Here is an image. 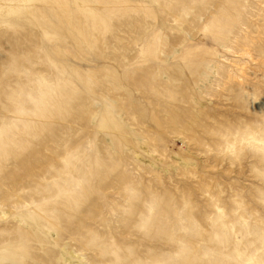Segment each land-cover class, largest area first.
Masks as SVG:
<instances>
[{"label": "rangeland", "instance_id": "1", "mask_svg": "<svg viewBox=\"0 0 264 264\" xmlns=\"http://www.w3.org/2000/svg\"><path fill=\"white\" fill-rule=\"evenodd\" d=\"M0 264H264V0H0Z\"/></svg>", "mask_w": 264, "mask_h": 264}]
</instances>
